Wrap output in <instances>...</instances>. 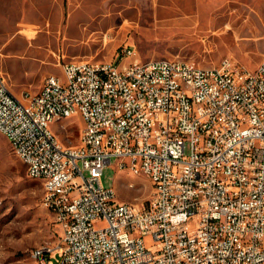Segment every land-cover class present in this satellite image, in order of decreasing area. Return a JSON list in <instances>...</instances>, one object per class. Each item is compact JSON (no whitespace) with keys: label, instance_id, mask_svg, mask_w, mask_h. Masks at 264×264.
<instances>
[{"label":"built area","instance_id":"built-area-1","mask_svg":"<svg viewBox=\"0 0 264 264\" xmlns=\"http://www.w3.org/2000/svg\"><path fill=\"white\" fill-rule=\"evenodd\" d=\"M135 55L123 45L117 62H64V86L47 75L23 101L0 79V130L27 175L49 181L60 229L33 261L264 264V56L247 70L228 58L125 62ZM54 115L81 118L75 148L48 133ZM112 158L156 183L145 205L102 186Z\"/></svg>","mask_w":264,"mask_h":264},{"label":"rangeland","instance_id":"rangeland-1","mask_svg":"<svg viewBox=\"0 0 264 264\" xmlns=\"http://www.w3.org/2000/svg\"><path fill=\"white\" fill-rule=\"evenodd\" d=\"M130 45L140 61L171 59L207 68L223 59L254 70L264 56V0H0V79L23 101L70 61L117 62ZM78 116L49 129L78 145ZM112 158L101 183L117 202L146 204L151 184ZM127 162V161H126ZM47 179H32L0 133V264H35L34 247H55L60 229L44 204ZM99 225H97L98 227ZM147 247L151 237L144 238Z\"/></svg>","mask_w":264,"mask_h":264},{"label":"bare ground","instance_id":"bare-ground-1","mask_svg":"<svg viewBox=\"0 0 264 264\" xmlns=\"http://www.w3.org/2000/svg\"><path fill=\"white\" fill-rule=\"evenodd\" d=\"M169 63H177V60H171L169 59ZM48 77L51 79V80H57V86H64V75L62 73V76L61 77H56V76H52V75H48ZM65 118H69V116H62V119H65ZM61 120V115H54L52 117V119H49V125L55 121H59ZM49 125H48V133H51V134H54L50 129H49ZM0 133L2 134V131L0 130ZM3 135V134H2ZM6 137V136H5ZM6 139L8 140L9 144H10V138L9 137H6ZM11 146V145H10ZM12 150L14 151V153L19 157V154L15 151V146H11ZM65 148H75V147H66ZM20 158V157H19ZM143 175L145 176L150 184H151V189H152V192H151V196L154 195V191L156 190V183H153V181L151 179H149L148 177V172L147 171H138L136 172V175ZM109 190H113L112 188H109ZM48 191L49 189L47 190V193H46V196H48ZM151 196L150 198L148 199V201L151 199ZM48 247H51L48 245Z\"/></svg>","mask_w":264,"mask_h":264}]
</instances>
